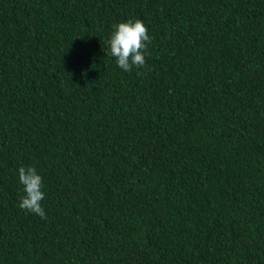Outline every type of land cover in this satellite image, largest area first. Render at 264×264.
Instances as JSON below:
<instances>
[{
    "label": "trees",
    "instance_id": "trees-1",
    "mask_svg": "<svg viewBox=\"0 0 264 264\" xmlns=\"http://www.w3.org/2000/svg\"><path fill=\"white\" fill-rule=\"evenodd\" d=\"M0 264H264V0H0Z\"/></svg>",
    "mask_w": 264,
    "mask_h": 264
},
{
    "label": "clouds",
    "instance_id": "clouds-1",
    "mask_svg": "<svg viewBox=\"0 0 264 264\" xmlns=\"http://www.w3.org/2000/svg\"><path fill=\"white\" fill-rule=\"evenodd\" d=\"M152 37L141 19H128L114 25L107 41L109 55L115 58L117 66L125 72L146 66L148 45ZM18 180L23 186V195L19 200V207L27 212L46 219L41 201L44 199L42 176L33 166H20L17 169Z\"/></svg>",
    "mask_w": 264,
    "mask_h": 264
}]
</instances>
